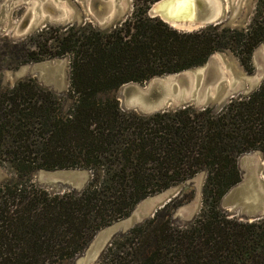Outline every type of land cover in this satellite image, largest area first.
Returning a JSON list of instances; mask_svg holds the SVG:
<instances>
[{
	"label": "trees",
	"instance_id": "obj_1",
	"mask_svg": "<svg viewBox=\"0 0 264 264\" xmlns=\"http://www.w3.org/2000/svg\"><path fill=\"white\" fill-rule=\"evenodd\" d=\"M155 1L132 0V13L107 28L48 24L13 40L12 52L25 49L24 62L68 55L70 87L63 97L31 76L0 84V165L15 173L0 183V264L61 263L144 197L200 172L204 206L190 224H174L168 202L114 238L98 264H264V216L243 220L220 207L241 180L239 156L264 152V80L221 106L150 113L99 96L202 65L221 50L252 70L264 42V0L247 25L193 30L151 16ZM75 167L90 176L80 191L53 193L32 181L38 169Z\"/></svg>",
	"mask_w": 264,
	"mask_h": 264
},
{
	"label": "rangeland",
	"instance_id": "obj_2",
	"mask_svg": "<svg viewBox=\"0 0 264 264\" xmlns=\"http://www.w3.org/2000/svg\"><path fill=\"white\" fill-rule=\"evenodd\" d=\"M257 1L258 0H229L224 21L235 26L247 25L251 21ZM110 4L121 5L128 12H131L129 9L133 8L132 0H0V22L4 18H6V22H11L10 28L6 31H0V84L2 86H11L18 80L31 76L39 83L50 87L58 94L65 97L70 87V57L67 55L24 62L25 49L19 48V50L12 52L13 40L29 37L32 33L43 27V24L59 25L68 22L92 21L93 24L102 28L110 27L114 23L109 25L101 24ZM3 10L6 14L4 18L1 14ZM46 59H52L56 61V63L64 60L66 90L62 92L56 91L41 78L40 72L35 68V64ZM252 66V70L247 69L242 64L238 55L228 49L214 52L203 66L197 70V73L206 76L212 69H218L220 77L216 79V81H211L213 85H217L220 80H223L222 85L226 86V83H229L230 85L228 88L232 89H238L242 83L248 84L252 81L257 82L259 86L264 80V42L255 47L252 54ZM153 79L154 77H151L143 82H138L144 87H150L153 83ZM120 87L121 86L100 93L99 96L117 97L122 105L123 99L120 95ZM70 101L71 99H64L65 107L69 106ZM245 155L253 157L251 167L256 170L255 173L258 186L264 191V152L256 149L245 152L239 156L238 162L241 171V180L247 177L250 170L249 165L243 159ZM58 169L66 168L38 169L32 173V181L53 193H61L68 190L80 191L88 184L90 176L87 169L80 167L73 168L79 171L82 170L81 178L79 172L77 179H73L62 172H56ZM13 177H15V173L9 165H0V183ZM204 182L205 173L200 172L162 191L144 197L135 204L127 216L98 229L84 249L73 257L65 259L58 264H98L114 238L124 234L136 224L152 217L158 209H161L168 202L171 205L170 216L172 222L180 226L190 224L203 209ZM74 184L80 185L81 188H75ZM220 207L229 216H237L240 219L248 220L244 218L247 212L242 210L240 205L236 206V203L226 205L223 203L222 198ZM141 211H147V213L140 217L139 212ZM262 216H264V214ZM115 225L116 227L108 231V240L99 251V255L89 262V248L97 235Z\"/></svg>",
	"mask_w": 264,
	"mask_h": 264
},
{
	"label": "water",
	"instance_id": "obj_3",
	"mask_svg": "<svg viewBox=\"0 0 264 264\" xmlns=\"http://www.w3.org/2000/svg\"><path fill=\"white\" fill-rule=\"evenodd\" d=\"M162 1L156 0L151 4L148 9V13L151 16L159 15L179 29L193 30L209 23L224 21L229 0H195V13L192 18H174L170 16L166 11L165 3H161ZM129 10L131 12H128L121 5L110 4L101 24H115L120 19L123 20L128 17L132 13L133 8ZM1 14L3 18L6 15L4 10ZM10 26L11 22H6V18H4L0 22V31H6ZM43 26L45 25L43 24ZM202 66L203 64L178 72L153 76V83L150 87H144L137 81L126 82L120 87V95L123 99L122 106L138 110L142 113H150L188 104H195L197 106L213 104L221 106L230 97L250 92L258 87L255 81L248 84L242 83L238 89L228 88L229 83L223 86V80H220L217 85H213L211 81H216L220 77V72L218 69H212L208 75L203 76L201 73H197V70ZM35 68L40 72L43 81L51 85L56 91L62 92L66 90L64 60L58 63L52 59L42 60L35 64ZM243 159L250 168L247 177L230 187L222 198L223 203L226 205L232 203H236V206L240 205L241 209L247 212L244 218L253 220L264 214V191L258 186L256 170L251 167L253 157L245 155ZM56 172H62L73 179H77L79 172L81 178L82 170L66 168L58 169ZM74 185L77 189L81 188L78 184ZM146 213L147 211H141L139 215L142 217ZM113 227H116V225L107 228L97 235L89 248V262L99 255V251L108 240V231Z\"/></svg>",
	"mask_w": 264,
	"mask_h": 264
},
{
	"label": "bare ground",
	"instance_id": "obj_4",
	"mask_svg": "<svg viewBox=\"0 0 264 264\" xmlns=\"http://www.w3.org/2000/svg\"><path fill=\"white\" fill-rule=\"evenodd\" d=\"M167 13L174 18H192L195 13V0H163Z\"/></svg>",
	"mask_w": 264,
	"mask_h": 264
}]
</instances>
